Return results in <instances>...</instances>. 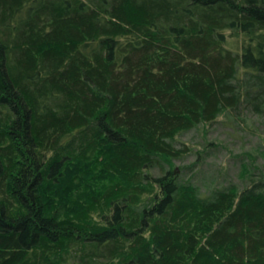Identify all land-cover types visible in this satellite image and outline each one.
I'll return each instance as SVG.
<instances>
[{
	"label": "trees",
	"instance_id": "trees-1",
	"mask_svg": "<svg viewBox=\"0 0 264 264\" xmlns=\"http://www.w3.org/2000/svg\"><path fill=\"white\" fill-rule=\"evenodd\" d=\"M243 112L264 0H0V264H264V173L173 163Z\"/></svg>",
	"mask_w": 264,
	"mask_h": 264
},
{
	"label": "rangeland",
	"instance_id": "rangeland-1",
	"mask_svg": "<svg viewBox=\"0 0 264 264\" xmlns=\"http://www.w3.org/2000/svg\"><path fill=\"white\" fill-rule=\"evenodd\" d=\"M182 142L194 149L173 160L175 169L200 188L229 183L240 187L248 174L264 173V118L246 112L231 119L223 115L177 135L175 143Z\"/></svg>",
	"mask_w": 264,
	"mask_h": 264
}]
</instances>
